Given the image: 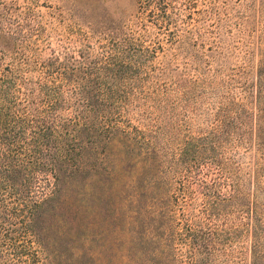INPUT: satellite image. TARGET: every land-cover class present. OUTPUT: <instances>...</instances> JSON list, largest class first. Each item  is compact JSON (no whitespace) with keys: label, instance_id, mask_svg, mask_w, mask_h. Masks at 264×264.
<instances>
[{"label":"trees","instance_id":"16d2710c","mask_svg":"<svg viewBox=\"0 0 264 264\" xmlns=\"http://www.w3.org/2000/svg\"><path fill=\"white\" fill-rule=\"evenodd\" d=\"M138 2L157 23L170 18V0ZM22 33L11 32L14 39ZM34 48L26 42L31 55ZM139 52L125 39L102 46L89 62L91 52H80L88 72L81 80L71 79L76 67L59 58L44 62L24 52L0 65V264H174L177 243L183 264L228 258L241 230L225 217L235 190L223 195L216 177L201 175L209 173L197 155L185 152L178 158L186 172L180 192L163 191L149 140L124 124L134 101L146 97L132 86ZM30 71L36 74L26 76ZM117 79L126 80L114 88ZM257 121L264 141L262 109ZM194 167L200 168L193 173ZM193 183L202 189L199 216L189 209ZM156 215L170 223L160 241L151 224ZM244 216L242 230L252 232L250 264H264V218L252 207ZM157 242L164 261L154 259Z\"/></svg>","mask_w":264,"mask_h":264},{"label":"rangeland","instance_id":"374dc122","mask_svg":"<svg viewBox=\"0 0 264 264\" xmlns=\"http://www.w3.org/2000/svg\"><path fill=\"white\" fill-rule=\"evenodd\" d=\"M138 1L0 0V56L8 53L0 65L24 52L44 62L59 58L76 67L71 79L81 80L88 72L80 52H91L85 53L89 62L110 42H132L141 67L132 86L146 97L134 101L124 124L149 140L156 185L180 192L186 172L178 158L196 154L209 173L203 177H216L223 195L236 192L225 217L229 227L241 230L228 258L221 254L215 263L224 264L221 258L250 264L252 232L242 230L244 215L252 207L264 218V141L256 134L257 116L264 111V0H170V18L162 23ZM15 27L23 29L17 39L11 34ZM26 42L35 55L25 50ZM124 80H112L113 87ZM191 188L196 192L188 197L194 203L189 209L199 216L202 189L197 183ZM151 224L160 241L170 223L156 215ZM94 244L93 251L100 252L102 245ZM154 250V259L164 261L158 242ZM183 251L177 243L174 264H183Z\"/></svg>","mask_w":264,"mask_h":264}]
</instances>
